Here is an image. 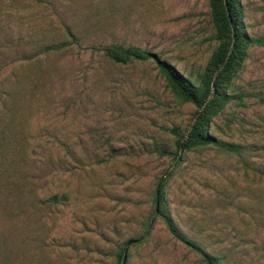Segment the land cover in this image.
Masks as SVG:
<instances>
[{"label": "rangeland", "instance_id": "rangeland-1", "mask_svg": "<svg viewBox=\"0 0 264 264\" xmlns=\"http://www.w3.org/2000/svg\"><path fill=\"white\" fill-rule=\"evenodd\" d=\"M264 42V0H240ZM207 0H0V264H203L152 202L171 169L176 102L152 58L115 64L133 45L192 76L210 51ZM209 133L236 151H179L166 213L219 264H264V44L247 48ZM64 194L65 200L50 201Z\"/></svg>", "mask_w": 264, "mask_h": 264}, {"label": "trees", "instance_id": "trees-1", "mask_svg": "<svg viewBox=\"0 0 264 264\" xmlns=\"http://www.w3.org/2000/svg\"><path fill=\"white\" fill-rule=\"evenodd\" d=\"M209 16V32L204 37V42L210 45L209 54L201 70L194 76L183 73L165 59L149 51L133 45L123 46L109 43L100 48L102 56L115 64H125L131 61H144L152 58L158 74L164 81V86L173 99L181 103H190L195 107L192 121L179 132L177 127L170 129L173 135V150L157 148L159 155H167L173 160L171 169L159 176L154 184L152 202L154 215L159 216L170 234L197 253L203 264H219L218 258L206 252L192 239L185 236L173 223L166 213L164 201L165 185L171 176L173 166L181 158L179 151L185 152L206 145H216L224 150L236 151L231 144L223 145L209 133L212 118L237 95L228 91L233 79L238 74L246 57L247 48L251 44L264 42L252 38L246 31L243 21V8L240 0H207ZM206 99V100H205ZM202 107L197 114V111ZM66 196L52 195L50 201L65 200ZM127 239L115 253L114 264H127L126 248L134 242L142 240Z\"/></svg>", "mask_w": 264, "mask_h": 264}, {"label": "water", "instance_id": "water-1", "mask_svg": "<svg viewBox=\"0 0 264 264\" xmlns=\"http://www.w3.org/2000/svg\"><path fill=\"white\" fill-rule=\"evenodd\" d=\"M205 100H206V99H205ZM201 107H202V104L200 105V107H199V109H198V111H197V114H196V116L198 115V113H199V111H200Z\"/></svg>", "mask_w": 264, "mask_h": 264}]
</instances>
